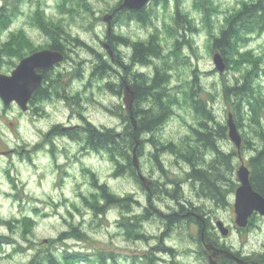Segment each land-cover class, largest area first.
<instances>
[{
    "label": "rangeland",
    "instance_id": "rangeland-1",
    "mask_svg": "<svg viewBox=\"0 0 264 264\" xmlns=\"http://www.w3.org/2000/svg\"><path fill=\"white\" fill-rule=\"evenodd\" d=\"M245 1L249 0L153 1L145 9L150 17L147 24L129 19L126 11L119 13L117 21L112 19L111 35L128 38L134 43L146 42L153 34L158 36L164 56L152 59L149 66L132 62L130 45H110L105 17L111 15L122 0L18 2L19 10L13 20L7 22L2 31L0 29L1 74L9 75L16 69L21 61L18 56L25 54L28 57L40 51L36 50L40 47L49 49L47 46L52 41L39 27L46 21L66 28L92 50L68 44L67 60L57 65L49 75L51 80L47 85L52 95L46 101L36 102L28 112L22 111L16 104L6 106L0 98V236L11 239L9 244H0V264H30L36 254L48 248L58 258L66 250L70 255L78 252L94 260L99 254L115 258L107 264H145L143 258L146 254L159 257L158 264H210L209 255L212 256L214 250L206 249L200 242V231L195 223H181L159 241L166 227L157 217L144 227L155 238L144 242L126 238L119 226L122 209L110 206L107 215L95 217L84 201L85 197L93 199L92 195L97 192L93 186L94 176L99 184H107L116 196H134L138 202L133 204V211L138 214H142L148 204L145 186L137 183L132 176L116 177L115 163L106 152L90 151L84 148L83 142L47 134L55 124L80 126L87 121L100 128L122 130L125 123L119 114L122 112L120 107L125 105L124 99L106 87L108 82L119 84L120 74L123 73L119 61L125 67H131L129 71L134 74L142 72L150 79L155 75L156 67L164 63L170 67L169 87L177 97V104L165 125L153 133L159 143L178 144L193 136L192 128L199 120H196L197 115L188 96L191 88L202 89L203 98L209 102L215 119L226 125L232 106L225 100L223 88L225 83H234L240 76L241 60L248 57L260 60L263 72L256 81L259 91L264 92V32L252 36L240 53L241 57L238 55L224 74L214 64V55L219 51H213L210 46L213 35H217L225 18ZM10 3L12 0H0V8ZM178 11L187 21L182 24L184 28L176 22ZM38 12L42 18L37 15ZM105 44L110 45L113 56ZM99 54L113 66L104 78L100 76V71L94 74ZM246 64V68L250 67L249 62ZM127 74L134 77L131 72ZM192 81H195V87H192ZM114 90L117 91V87ZM57 93H60L59 96ZM143 105L150 106L146 102ZM262 117L260 127L263 129L264 113ZM245 118L238 131L243 145H246V139L252 142L241 153L245 164L250 167V159L263 144L255 130L260 128L254 126L248 114ZM147 138L151 139L152 135L147 134ZM220 144L225 152L237 151L229 138ZM146 147L144 156H138L142 175L151 181L169 182L171 187L176 186L172 181L179 183V201H183L187 208H198V213L208 217L212 228L217 227L219 219L230 229L226 237L219 230L215 238L218 243L213 238L211 242L226 248L224 250L231 254L264 264V217L255 214L253 225L243 230L235 222V191L239 186L223 203L202 199L187 181V172L191 170L187 163L169 153L162 154L160 158L166 170L164 178L149 156L155 147L149 143ZM234 164L235 171L226 177L239 185L236 173L241 162L238 156L234 158ZM157 195L151 204L161 213L169 214L177 209V200L162 194L158 198ZM165 248H173L174 251L169 253ZM94 263L85 260L75 264Z\"/></svg>",
    "mask_w": 264,
    "mask_h": 264
},
{
    "label": "trees",
    "instance_id": "trees-1",
    "mask_svg": "<svg viewBox=\"0 0 264 264\" xmlns=\"http://www.w3.org/2000/svg\"><path fill=\"white\" fill-rule=\"evenodd\" d=\"M163 1L166 2V0ZM18 2H20V0H12V3L1 6V31L6 23L12 21L18 12ZM155 2L158 3L160 0H155ZM145 9L146 8L134 12L124 11L129 13V19L138 20L143 24H147L150 17ZM124 11L122 12L124 13ZM37 15L41 17L40 12H38ZM118 15L119 14L114 15L113 18H115V21L118 20ZM184 18L178 11L175 19L182 28H184L182 24L187 22ZM46 22L45 24H40L39 27L52 41L47 48L59 51L66 56H68L66 52L68 44L78 45L88 51L92 50L85 42L78 37H74L66 28H62L52 22ZM262 32H264V0L245 1L237 11H234L225 18L217 35H213L210 46L213 51L220 52L221 56L226 60L227 68L230 69L234 61H236V58H238L237 56L240 55L239 57H241L240 53L247 47L252 36ZM108 37L111 38L110 45L123 44L124 46H131L133 50L132 62L134 64L149 66L150 63H152V59H162L164 56V48L161 46L158 36L154 34L150 36L148 41H140L137 43L132 42L128 38H122L114 34ZM42 48L43 47H40V49ZM25 56V54H22L18 57L22 60ZM97 59L99 64L95 67L94 74L100 71V76L104 78V74L112 70V63L100 54L97 55ZM241 61L242 68L240 70V76L236 77L234 83H225L223 95L225 100L230 102L232 106V111L230 113L233 114L237 127H242L244 124L243 121L246 119L245 116L248 114L254 126L260 128V130H255L258 132L263 146L260 150L256 149V155L250 159L249 165L252 169V185L254 189L264 197V128L262 129L260 127L263 118L262 114L264 113V92L259 91V86L256 81L260 77L261 72H263V69H261L259 65L260 60L248 57L246 60ZM248 62L250 63V67L248 66V68H246V63ZM130 69L131 67H128V70ZM169 71L170 67L168 63H164L162 66L155 68V75L151 79L148 78L147 74L142 72L134 74L133 86L135 88L136 99L132 111L138 123L135 134L131 130L127 133L117 134L114 130H101L94 125L91 126L87 124L89 126H83L75 131L69 129V131L66 132H62L60 129L62 126L55 125V128L51 132V136H56V134H69L73 140L83 142L84 148L90 151L106 152L110 160L115 163L116 177L132 176L135 181L139 183V171L136 169L133 159L135 142H137L134 136L136 135L139 139L141 134L146 132L152 135L148 143L155 147V151L151 152L149 156L157 164L160 171H162L164 178L166 176V170L163 169V163L160 157L162 154L169 153L176 159L182 160L190 166L191 170L187 172L186 178L187 181L191 183V186L194 187L195 192L200 198L212 200L214 203H223L227 200L229 194L239 186L234 180L227 179L226 177L228 173H233L235 171L234 158L236 156L239 157V155L237 151L225 152L223 150L220 142L229 138L227 124L225 125L215 119L213 110L209 107V102L203 98L202 89L191 88L188 91V96L191 98V105L197 115L196 120H199L196 127L193 126L192 128V137L178 144L169 142L163 145L156 139L155 134L153 135V133L164 126L167 120L173 115V108L177 104V97L172 93L173 90L169 87L171 81ZM44 78L46 81H49V78ZM190 83L192 87H195V81ZM113 86L117 87V91L114 90ZM106 87L117 95H120L123 90L120 83L113 84L108 82ZM56 91L59 92L58 89H56ZM59 94L60 93H57L58 96ZM36 95L35 98H37V102H41L49 98L52 94H50L49 86H47L46 88L41 87L38 89ZM144 102L148 103L150 106L144 107V111L138 110L137 106ZM130 114L131 113L125 116L123 111L119 114L125 126L134 125L132 124ZM245 143L246 145L244 144L242 146V151L243 148L245 149L252 145V142L247 139ZM138 147L137 155L141 157L143 151L142 145ZM151 182L154 184L152 186L150 185V191L153 196H156L158 193V195L171 196L173 199L177 200V202H180L179 183L172 181L176 186L174 185L171 187L169 182L163 183L159 180ZM93 186L97 189V192L92 195L93 199L85 197L84 201L87 207L92 210L95 217H104L107 215L110 206L122 209L119 226L123 229L126 238L131 241L146 242L154 239L155 237L149 234L144 227L147 222L153 221L157 217L166 227V232L159 237V241L161 238L165 237L170 230L179 226V222L174 221H178L176 216H171L169 218L163 217L152 204H147L142 214L135 213L133 211V204L138 201L134 196H116L111 192L107 184H99L95 176L93 178ZM158 195L157 197L160 198ZM10 241L11 239L0 236V244H9ZM60 241L61 239L57 243H60ZM165 251L172 253L174 250L173 248H165ZM111 258L114 257L107 258L104 254H99L94 260L90 259L89 255L83 256L78 252L70 255L67 250L62 252L61 258H58L55 253L48 248L43 253L36 254L30 264H75L84 263L85 260L90 262L95 261L94 264H107ZM143 260H145V264H158L157 261H159V257L146 254ZM227 262L235 264L234 259H229ZM134 264L136 263L134 262Z\"/></svg>",
    "mask_w": 264,
    "mask_h": 264
},
{
    "label": "water",
    "instance_id": "water-1",
    "mask_svg": "<svg viewBox=\"0 0 264 264\" xmlns=\"http://www.w3.org/2000/svg\"><path fill=\"white\" fill-rule=\"evenodd\" d=\"M123 2L117 7V11H130L142 10L148 6L154 0H122ZM114 14L105 17V21L108 23V34L111 36L113 26H111ZM106 49L113 56V50H111L109 44H105ZM65 61V54L51 50L40 49L23 58L17 65L16 69L11 74L0 73V98L6 106L17 104L22 111L27 112L29 109V102L38 88L43 83V74L49 71ZM214 64L217 70L221 74H224L227 68L225 58L221 56L219 52L214 55ZM124 91V104L125 108L131 112V121L137 126L136 119L133 113V106L135 102V91L133 86L129 84L125 85ZM227 131L229 139L235 144L240 159V166L237 170V179L239 180V187L237 188L235 197V216L236 225L238 228H246L250 222V219L254 216V213L264 217V197L261 193L256 191L252 185L251 170L245 164L242 153L243 139L240 131H238L237 124L232 113L228 114L227 118ZM139 141L136 142L135 149L133 151L134 165L136 169L140 170V159L137 155ZM140 172V171H139ZM140 179L142 183H145L147 189L150 190V180L140 173ZM218 229H220L223 236H228L230 230L226 228L223 221H218ZM209 249L213 246H209ZM211 256L210 264H217L214 256ZM231 259H234L238 264H247L245 260L239 258L234 253L230 255Z\"/></svg>",
    "mask_w": 264,
    "mask_h": 264
},
{
    "label": "flooded vegetation",
    "instance_id": "flooded-vegetation-1",
    "mask_svg": "<svg viewBox=\"0 0 264 264\" xmlns=\"http://www.w3.org/2000/svg\"><path fill=\"white\" fill-rule=\"evenodd\" d=\"M112 14H119V13H122V11H117V9L116 10H114L113 12H111ZM122 46H124L123 44H121ZM67 58H68V56H66L65 55V60H67ZM118 65L122 68V70H123V73H121L120 75V81H119V83L122 85V87H123V90H122V92H121V97H122V99H123V97H124V91H125V85H127V84H129L130 86H133V78L132 77H130V75L129 74H127L128 72H131L133 75H134V72L133 71H129L128 70V67L129 66H124V64L122 63V62H118ZM55 68V67H54ZM53 68V69H54ZM53 69H51V70H49V71H46V72H44V74H43V78L44 77H46V78H49V81H46V79L44 78V80H43V83H42V85H41V87H43V88H46L48 85H47V83L48 82H50V77H49V75H50V72L51 71H53ZM12 73V72H11ZM40 87V88H41ZM40 88H38V89H40ZM38 89H37V91H38ZM133 89L135 90V88H134V86H133ZM37 91L35 92V94L33 95V97H32V99L30 100V104H29V109L30 108H33V105L34 104H36V102L38 101L37 100V98H35V96H37L36 94H37ZM51 94V93H50ZM48 99V98H47ZM47 99H45V100H43V101H46ZM124 102V101H123ZM13 105V104H12ZM121 108V110L125 113V116L126 115H128L129 113H131L130 111H128L126 108H125V105L124 106H121L120 107ZM137 108H138V110H143L144 109V105H143V103H140L138 106H137ZM29 109H28V111H29ZM106 110H108V111H111L108 107H106ZM144 111V110H143ZM142 111V112H143ZM131 115V114H130ZM88 122V121H87ZM85 123V124H80V126H67V127H65V126H63L62 124H55V125H60V126H62L60 129L62 130V132H66V131H69V129L70 130H73V131H75V130H79L81 127H83V126H89V125H87V124H90V122H88V123ZM136 123H137V120H136ZM133 124V123H132ZM55 125H53L54 127L48 132V134H47V136H51V132L53 131V129L55 128ZM91 125V124H90ZM92 125H94V124H92ZM91 125V126H92ZM137 125H138V123H137ZM95 127H97L96 125H94ZM137 127L138 126H135V125H132V126H124L123 128H122V130L120 131H118L117 129L115 130V129H111V128H108V127H104V128H100V127H97L98 129H101V130H104V129H111V130H114V131H116L117 132V134H122V133H127V132H129L130 130L132 131V132H134V134H135V132L137 131ZM56 136H64V137H66V138H70V139H72L71 137H70V135L68 134V135H61V134H56ZM134 139H135V141L137 140V141H139V145H142V153H141V155L142 156H144V153H145V151H146V144H148V138H147V133L146 132H143L142 134H141V137L138 139V137H136V135L134 136ZM141 140H142V144H141ZM78 142V141H77ZM80 143V142H79ZM136 143V142H135ZM141 156V157H142ZM250 168V167H249ZM250 170H251V174H252V169L250 168ZM138 179H139V184L141 183V185H144V183H142V181H141V179H140V174H139V172H138ZM149 179V178H148ZM153 181V180H152ZM150 185L152 186V185H154L152 182H151V180H150ZM144 186H146V185H144ZM145 192H146V196H147V198H148V204L150 205L151 204V202L153 201V199L155 198L152 194H151V191L150 190H148L147 189V186H146V190H145ZM157 211H158V213L159 214H161V216H163V217H171V216H176L177 218H178V221L177 220H174V221H176V222H179V225L181 224V223H184V224H186L187 222H189L191 225L192 224H196V227H197V230H198V232L200 231V233H199V237H200V242H202V244H204V246L206 247V249H208V250H210L208 247L209 246H213V248H211V249H213L214 251H215V256H214V258H215V260H216V262H217V264H230V263H228L227 262V260H232L231 258H230V255H231V253H229V251H227V250H224V249H226V248H223L222 249V247L220 248V247H218L215 243H218L217 241H215V238L216 237H218V234H219V230L220 229H218V227H216V228H212L211 227V225L209 224V221H208V217L206 216V217H203L200 213H198L199 212V209L198 208H196L195 206H193V207H191V208H187L186 206H185V203L183 202V201H181L180 200V202H178L177 203V209L175 208V210H174V212H172V213H170L169 212V214H163V213H161L158 209H157ZM234 212H235V208H234ZM255 214H258L259 215V213H254V216H255ZM254 216L250 219V222H249V224H248V226L249 225H253V219H254ZM263 217V216H262ZM236 220V219H235ZM218 221H220L219 219L217 220V222H216V226H217V223H218ZM222 221V220H221ZM210 226H209V225ZM169 229H170V227H169ZM212 229H213V232H212ZM240 229V228H239ZM243 229H245V228H243ZM242 229V230H243ZM230 230V229H229ZM231 232V231H230ZM220 233H221V231H220ZM222 234V233H221ZM212 238H213V241L215 242V243H213V242H211L210 240H212ZM216 246V247H215ZM215 247V248H214ZM235 255L236 256H238L239 258H241V259H243V260H245L246 261V263L247 264H260V263H258V262H253V261H251L248 257H247V259L245 258V257H241V256H239L238 254H236L235 253ZM210 260H211V255H209V262H210ZM234 263L235 264H238L235 260H234ZM233 264V263H232Z\"/></svg>",
    "mask_w": 264,
    "mask_h": 264
}]
</instances>
